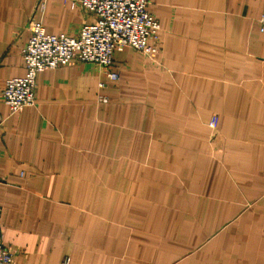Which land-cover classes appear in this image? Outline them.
I'll return each mask as SVG.
<instances>
[{
  "label": "crops",
  "instance_id": "obj_1",
  "mask_svg": "<svg viewBox=\"0 0 264 264\" xmlns=\"http://www.w3.org/2000/svg\"><path fill=\"white\" fill-rule=\"evenodd\" d=\"M146 9L155 62L124 47L116 81L71 62L37 73L31 106L0 96L13 264H264V0ZM31 18L50 34L94 21L69 0H0V94L24 75Z\"/></svg>",
  "mask_w": 264,
  "mask_h": 264
},
{
  "label": "built area",
  "instance_id": "obj_2",
  "mask_svg": "<svg viewBox=\"0 0 264 264\" xmlns=\"http://www.w3.org/2000/svg\"><path fill=\"white\" fill-rule=\"evenodd\" d=\"M92 14L94 21L83 24L77 33L50 34L40 21L31 18L27 23L28 38L22 50L24 75L8 78L1 99L11 113L35 103L36 75L71 62L94 63L104 68L106 75L116 81L119 75L109 68L116 50L130 47L155 62L159 48V23L147 11L148 0H69ZM44 4H39L42 10ZM260 32L264 33V9L260 17ZM217 125L213 114L208 122ZM0 264H13V253L1 241ZM62 264H67V260Z\"/></svg>",
  "mask_w": 264,
  "mask_h": 264
},
{
  "label": "rangeland",
  "instance_id": "obj_3",
  "mask_svg": "<svg viewBox=\"0 0 264 264\" xmlns=\"http://www.w3.org/2000/svg\"><path fill=\"white\" fill-rule=\"evenodd\" d=\"M81 9H83V8H81ZM83 10H85V9H83ZM86 11V10H85ZM87 12V11H86ZM88 14H89V12H87ZM90 15H92V14H90ZM93 16V15H92ZM67 33V32H66ZM36 83V82H35ZM35 92H36V86H35ZM23 109V108H22Z\"/></svg>",
  "mask_w": 264,
  "mask_h": 264
}]
</instances>
